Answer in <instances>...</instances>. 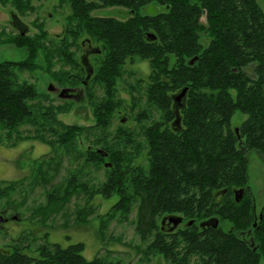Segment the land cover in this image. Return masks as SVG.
Masks as SVG:
<instances>
[{"label":"trees","instance_id":"1","mask_svg":"<svg viewBox=\"0 0 264 264\" xmlns=\"http://www.w3.org/2000/svg\"><path fill=\"white\" fill-rule=\"evenodd\" d=\"M10 1L19 10L25 9L23 0ZM68 3L79 29L100 41L105 50L95 77L107 98L94 110L96 125L103 129L108 126L114 109L115 79L133 58L149 62L147 100L161 113L159 120L143 129L147 169L122 165L118 152L111 148L100 153L86 151L88 162L111 161L100 192L106 198L114 194L119 197L112 211L127 215L137 199V234L142 240L151 237L149 248L171 264H259L264 256V205L261 219L255 216L253 227V201L243 195L235 202L232 189L246 174L247 150L258 149L264 159V13L260 6L255 0ZM149 3L162 5L165 10L153 15L137 12ZM106 7L125 8L131 14L124 20L90 14ZM148 33L155 36L154 40L147 37ZM18 39L22 43L18 44ZM12 42L25 46L29 53L39 46L34 41L33 51L31 41L22 36ZM63 54L67 55L65 51ZM30 65L29 59L0 63V122L6 128L33 114L27 101L37 97L36 90L28 84L16 85L13 73L15 69H30ZM185 87L183 106L176 111L172 96ZM236 112L246 118L232 128ZM140 117L146 118L145 114ZM79 131L78 126H64L63 132L56 134V142L67 146ZM163 215H181L193 222L217 218L219 223L228 221L231 229L218 225L200 231L193 224L165 234L157 224ZM248 230L252 247L247 243ZM83 249L82 243L42 245L37 257L18 247L0 249V264H105L99 258L86 260Z\"/></svg>","mask_w":264,"mask_h":264},{"label":"rangeland","instance_id":"2","mask_svg":"<svg viewBox=\"0 0 264 264\" xmlns=\"http://www.w3.org/2000/svg\"><path fill=\"white\" fill-rule=\"evenodd\" d=\"M255 1L264 13V0ZM23 2L24 10L10 0L0 2V63L29 59L30 69L13 70L14 80L16 85L33 86L37 93L35 99L27 101L33 112L30 119L13 128L0 122V188L12 185L8 190H0V249L18 247L37 257V249L42 245L67 247L82 243L86 260L99 258L105 264H170L149 248L151 237L142 240L137 234L138 200H133L129 213L123 215L112 211L119 197L114 194L106 198L100 192L110 159L98 163L86 160L87 150L111 148L118 152L122 165L147 169L148 148L143 129L161 116L147 100L149 62L133 58L123 65L115 79L111 100L114 109L103 129L96 125L94 116L95 108L107 98L95 77L105 54L102 43L79 29L71 17L68 0ZM164 10L162 5L149 3L137 12L153 15ZM90 14L124 20L131 13L121 7H106ZM13 15L26 26L22 39L31 41L33 51L34 41L39 44L36 51L29 53L25 46L12 42L20 37L11 25ZM17 41L22 43L21 39ZM86 64L92 68L88 79ZM50 85L56 90L49 91ZM62 89L68 92L65 98L58 96ZM245 118L236 112L231 127H239ZM67 125L78 126L79 135L67 146L59 145L56 134H61ZM245 156L246 174L236 182L239 186L232 189V195L234 198V190L244 189L243 195L253 201L254 223L264 205V159L258 149L247 150ZM167 216L182 217L163 215L157 221L160 230ZM182 218L185 223L187 219ZM219 225L223 230L231 229L228 221H220ZM259 264H264V256Z\"/></svg>","mask_w":264,"mask_h":264},{"label":"water","instance_id":"3","mask_svg":"<svg viewBox=\"0 0 264 264\" xmlns=\"http://www.w3.org/2000/svg\"><path fill=\"white\" fill-rule=\"evenodd\" d=\"M147 37L149 39H151V40H154V38H155V36L152 35V34H150V33L147 34ZM86 67H87V64H86ZM89 67L90 66L87 67V76H86V79L89 78L90 73L92 72V68L91 67L89 68ZM48 90L49 91H55L56 89L53 87V85H50L48 87ZM186 92H187V87L181 89L179 92H177L176 94H174L172 96V100H173V103H174V109L176 111L178 110V108H180V107L183 106V101H184V98L186 96ZM58 96L59 97H62V98H65V97L68 96V92L65 89H62V90L58 91ZM97 152L100 153L101 150H97ZM104 155H107V153H105ZM107 165H110V164H107ZM233 193H234V200H235V202H239L242 199V197H243L244 189L243 188H240V189L234 190ZM259 219H261V214L259 216ZM0 222H2V218L1 217H0ZM168 222L173 223V227H176L181 222V217H173V216H170L168 218ZM201 225L202 226H204V225H207V226L211 225L212 227L217 228V226H218V219L217 218H210V219L202 222ZM255 226H256V221L253 223V227H255ZM242 235L243 236H246L245 233H242ZM247 235H249V236H247L248 237L247 238V243L249 244L250 247H252L254 245V241H253L252 236L250 235V231L249 230L247 231ZM253 250H256V248L253 247Z\"/></svg>","mask_w":264,"mask_h":264},{"label":"flooded vegetation","instance_id":"4","mask_svg":"<svg viewBox=\"0 0 264 264\" xmlns=\"http://www.w3.org/2000/svg\"><path fill=\"white\" fill-rule=\"evenodd\" d=\"M11 25L18 30V33L20 34V36H24L25 35L26 26H24L23 23L21 21H19V19L16 17V15H13L11 17ZM259 216H260V214L258 215V218H259ZM167 217H170V216H167ZM3 220H5V219H3ZM166 221H167V223L165 224ZM183 221H184V219L181 217V222L176 227H173V225L171 226V225L168 224V218H167V220L165 218H163V221H162L163 223L161 225V231H163V233H165V234H173V233H175V232H177L179 230H185L186 228H188L190 226H193V224H194V222H193L192 219H187L185 223H183ZM202 222H204V221H200L196 225L199 228L200 231H203V230H205L207 228L212 227L211 225H209V226H207V225L202 226L201 225ZM182 223L184 224L183 226H182ZM164 225L166 227H163ZM218 225H219V221H218ZM165 228H167V229L165 230Z\"/></svg>","mask_w":264,"mask_h":264},{"label":"bare ground","instance_id":"5","mask_svg":"<svg viewBox=\"0 0 264 264\" xmlns=\"http://www.w3.org/2000/svg\"><path fill=\"white\" fill-rule=\"evenodd\" d=\"M174 107V106H173ZM235 131H237V130H235ZM179 216V215H178ZM172 225H173V223H172ZM173 228V227H172Z\"/></svg>","mask_w":264,"mask_h":264}]
</instances>
